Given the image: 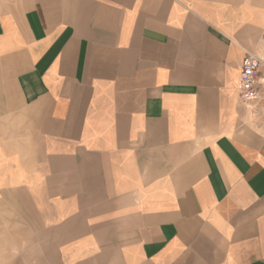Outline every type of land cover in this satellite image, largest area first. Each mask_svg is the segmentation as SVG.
Listing matches in <instances>:
<instances>
[{
    "label": "crops",
    "instance_id": "crops-1",
    "mask_svg": "<svg viewBox=\"0 0 264 264\" xmlns=\"http://www.w3.org/2000/svg\"><path fill=\"white\" fill-rule=\"evenodd\" d=\"M264 0H0V264H264Z\"/></svg>",
    "mask_w": 264,
    "mask_h": 264
},
{
    "label": "built area",
    "instance_id": "built-area-1",
    "mask_svg": "<svg viewBox=\"0 0 264 264\" xmlns=\"http://www.w3.org/2000/svg\"><path fill=\"white\" fill-rule=\"evenodd\" d=\"M241 100L264 113V61L253 54L244 56L239 81Z\"/></svg>",
    "mask_w": 264,
    "mask_h": 264
},
{
    "label": "rangeland",
    "instance_id": "rangeland-1",
    "mask_svg": "<svg viewBox=\"0 0 264 264\" xmlns=\"http://www.w3.org/2000/svg\"><path fill=\"white\" fill-rule=\"evenodd\" d=\"M1 228H4V230H5L8 234L10 233V231H9V230H10L9 227L3 225V226H0V229H1Z\"/></svg>",
    "mask_w": 264,
    "mask_h": 264
}]
</instances>
